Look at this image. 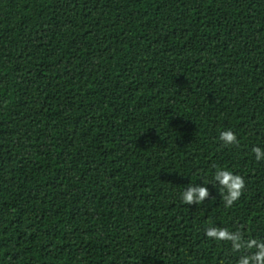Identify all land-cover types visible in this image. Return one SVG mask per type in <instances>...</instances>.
<instances>
[{
  "label": "trees",
  "instance_id": "obj_1",
  "mask_svg": "<svg viewBox=\"0 0 264 264\" xmlns=\"http://www.w3.org/2000/svg\"><path fill=\"white\" fill-rule=\"evenodd\" d=\"M256 146L264 0H0V264H237L205 230L264 240ZM214 165L241 198L184 204Z\"/></svg>",
  "mask_w": 264,
  "mask_h": 264
},
{
  "label": "clouds",
  "instance_id": "obj_2",
  "mask_svg": "<svg viewBox=\"0 0 264 264\" xmlns=\"http://www.w3.org/2000/svg\"><path fill=\"white\" fill-rule=\"evenodd\" d=\"M219 140L225 146H239L240 141L236 134L231 131H222ZM256 161L264 160V149L259 146L253 147ZM214 174L211 180L203 178L204 186L190 183L181 193V200L186 205H202L205 200L211 197L207 185L211 184L218 188L224 206L231 208L243 195L246 187L245 179L231 170L214 165ZM214 201L216 198L211 197ZM205 235L209 239L216 241L230 242L233 253H241L237 264H264V240L252 237H245L242 230L229 231L227 228L210 226L205 230Z\"/></svg>",
  "mask_w": 264,
  "mask_h": 264
}]
</instances>
